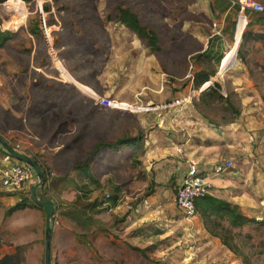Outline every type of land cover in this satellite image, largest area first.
<instances>
[{
    "label": "rangeland",
    "instance_id": "374dc122",
    "mask_svg": "<svg viewBox=\"0 0 264 264\" xmlns=\"http://www.w3.org/2000/svg\"><path fill=\"white\" fill-rule=\"evenodd\" d=\"M258 1L264 6V0ZM214 2L0 0V30L15 34L0 49L1 137L14 149L18 146V152L29 157L41 156L39 159L44 162L45 155L35 153L30 141L18 138L19 132L13 128L18 123L13 112L19 114L20 124L26 112V123L31 125L32 121L42 120L36 119L39 114L32 107H52L49 96L55 98V103L68 101L77 105L75 92L58 83L73 82L69 74L84 81L100 96L111 86L115 88L112 99L129 103L118 102L121 109L148 112L147 125L154 124L158 115L165 127L175 118L176 122L187 121L192 140L187 149L196 157L207 158L204 162L217 158L209 165L232 162V168L218 177L231 184L228 181L229 185L220 190L227 191L233 202L237 200L244 216L264 221V22L253 24L260 15L249 12L246 15L231 12L227 19L214 9ZM115 6L134 11L145 26L157 33L159 53L148 52L125 27L108 20ZM40 7L49 43L42 30L39 36L27 32L30 20L40 21ZM107 28L113 34L107 33ZM244 32L260 37L245 42L242 62L237 51ZM205 50L209 59L196 58ZM201 69L216 71L210 86L213 82L221 86L219 94L230 101L238 116L224 110V101L199 100L200 91L193 89L192 76ZM75 85L84 94L94 96L89 88ZM233 148L236 152L229 153ZM0 156L8 158L0 163V173L22 164L1 150ZM109 156L112 169L105 162L95 166L101 174L100 181L107 170L119 182H129L131 172L138 176L137 180L128 191H123L104 179L103 183L95 182L96 193L76 195L70 204L78 208L98 200L111 209L94 216L97 224L91 214V221L84 226H75L64 219L61 225L60 219L51 218V228H55L51 264H243L241 258L251 264H264V226L251 225L231 232L229 242L236 255L223 246L220 249L219 240H209L197 215L187 218L176 207L172 187L168 190L160 186L154 189L153 196L142 198L151 186V175L148 169H142L129 148L110 152ZM23 191L27 195V189ZM23 191L6 190L0 179L1 194L21 197ZM113 197L117 198L115 204L111 201ZM1 218L2 213L0 257L20 247L21 264H44V215L40 212L38 227L34 228L31 220L29 227L21 230L10 229L8 220L4 222ZM27 221L23 219L24 224ZM141 222L144 225L138 228ZM133 248L145 250L147 258Z\"/></svg>",
    "mask_w": 264,
    "mask_h": 264
},
{
    "label": "crops",
    "instance_id": "0c3cea01",
    "mask_svg": "<svg viewBox=\"0 0 264 264\" xmlns=\"http://www.w3.org/2000/svg\"><path fill=\"white\" fill-rule=\"evenodd\" d=\"M249 13L253 14L252 12ZM224 15L226 16V13H224ZM252 23L256 24L255 22ZM121 27L124 28L123 26ZM106 31L107 33H112L108 28ZM99 32L100 31H98V33ZM69 76L72 78L73 82H65L63 80L58 83L62 84L65 90L67 88L75 92L74 94L78 100L77 105L68 101H65L62 104L55 103L53 100L55 98L49 96V103L52 107L50 106L45 109H42L41 107H32L38 111L39 116H37L36 119H42L41 121H32V124L28 125L26 123L28 118L25 112V118L23 117L24 119L20 124L18 120V118L20 119L19 114L13 112L12 115L13 118L17 120L16 122H18L13 128L18 130V138L20 141H30L35 146V148L30 146L35 150V153L45 155L44 162L48 168L50 180L45 189H37V197L41 201L44 197L50 198L48 201H51L54 207L52 219L58 218L60 219V222L64 219L75 226H84L88 220L82 224L83 219L90 218V214L91 217H94L99 213L108 211L107 209L110 211V208L103 207L102 205L101 207L95 209L96 211H99L98 213H96V211L90 212L89 210L81 211V208H78L76 205H71L70 203L77 198L76 195H81L82 192L86 193L91 191L96 193L94 184L96 181H100L99 179L101 174L97 172L95 166H101V164L105 162V166H107V168L110 166L112 169L109 155L110 152H117L103 151L95 157H89L95 147L100 143L112 144L125 137L133 138L137 136L143 138V148L139 151L130 150L132 151L133 157H136V160L141 164L142 169L146 171L148 169V175H151L150 187H153L154 191L151 196L155 194L154 189L160 188V186L161 188H166L168 190L178 188L181 179L187 172L188 166L191 162H195L198 164L199 170L207 176V182L210 186L209 195L218 199L226 200L227 202L237 206L236 199L233 202L227 191L220 190V188L227 187L230 181H222L218 179V177L212 176L209 172V169L214 165V163L210 165L208 163L211 161L216 162L217 158L215 160H211L210 162H204L207 158L202 155L196 157L191 150L187 149L188 145L192 143L191 134L188 132V127L186 126L187 121H185L186 123L182 120L176 122L175 118L173 122L169 124V127H165L163 119H161L158 115L154 117V124L147 125V111H118L99 106L93 99L95 98L94 96H97V93L89 86L85 85L84 81H79L73 77V75L69 74ZM240 81L242 80L240 79ZM75 83L89 88L91 92H93L94 96L84 94L75 85ZM105 87L106 86H104L103 89H105ZM102 94L103 95H101V97L111 98V96L115 94V88L110 86V88L107 89V91L105 90ZM120 102L126 101L123 100ZM188 108L185 109L182 114H185L188 111ZM71 115L74 117L71 118ZM61 131L65 132L61 133ZM66 139H68V141ZM211 149H215V147ZM234 149L236 148L230 150L229 153L232 152L234 154L236 152ZM88 158L89 169L86 173H83L82 170L74 169L77 165L85 162ZM6 160H8L7 156H0V163H4ZM129 171L131 172L132 170ZM104 173L105 175L100 183H103L104 179H107L106 181H111V183L119 185L123 191L125 189L128 191L130 186L134 185L133 181H136L138 178V176L134 175L135 173L131 172V174H129L131 176H128L130 178L129 182H119L117 181L115 174L112 172H108L107 170ZM35 178L36 175H34L29 183L27 195L24 191V196L21 197H17L15 195L7 196L6 194L3 195L0 192L1 219L4 222L8 220L10 229L15 228L17 230H21L29 227L31 220L34 221V228L39 225L41 211L35 206L21 211H16L9 216L6 215L9 208L19 203L22 199L29 197L28 194L30 192V188L36 183V180H34ZM154 184H156V186ZM157 185L159 187H157ZM28 202L31 203L30 200H28ZM196 217H199V215ZM24 218L28 219L25 224L23 223ZM93 219L95 220V224H97L98 222L96 217ZM89 221H91V219ZM61 225H63V221L61 222ZM138 225V228H140L144 225V223L141 222ZM80 226L78 227L80 228ZM51 230H53V239L55 228L52 227ZM80 230H82V228H80ZM83 232L84 231H82V233ZM84 234L86 235V232ZM208 238L209 240L212 239L213 241H218L209 235ZM217 243L220 247V242L218 241ZM221 248L222 246L220 249ZM14 252H10L5 255L13 254Z\"/></svg>",
    "mask_w": 264,
    "mask_h": 264
},
{
    "label": "trees",
    "instance_id": "16d2710c",
    "mask_svg": "<svg viewBox=\"0 0 264 264\" xmlns=\"http://www.w3.org/2000/svg\"><path fill=\"white\" fill-rule=\"evenodd\" d=\"M213 4V7L215 10H219L220 14L226 13L227 19L231 12H234L236 14H239L240 12V6L238 4V0H217ZM44 11H48V8H44ZM251 12L248 10H245L246 13ZM253 13V12H252ZM255 14V13H253ZM217 14L216 16H218ZM260 15L255 23H261L264 22V14H257ZM108 20L110 22H113L115 24L121 25L125 27L131 34L136 36V38L140 41V43L144 46V48L152 53H159L161 51L160 46V40L156 32L149 29L147 26H145L137 13L130 10L129 8H124L122 6H115L113 8V11L111 15H109ZM251 24V23H250ZM248 25V24H247ZM233 26V33L236 27L235 22L232 24ZM27 32L28 34L32 36H39L42 34V31L40 29V21L37 18H34L33 20H30L29 25L27 26ZM14 33L9 31H1L0 30V49L3 48L9 41H11L14 38ZM260 36H254V34H250L249 32H244L241 37V43L238 48V57L243 62L244 56L242 54L243 46L245 42L248 40V38L255 40L259 38ZM196 58H205L209 59V55L207 50H205L203 53L197 54ZM216 75V71H206L204 69L199 70L192 76V87L194 90L200 91L202 86L210 82L211 78ZM221 86L213 82L212 86H210L207 90H204L200 92L199 100L202 102H206V99L215 100V101H224L226 103V108L224 110L227 112L228 109L231 110L233 114H237V111L234 109L230 101L224 97L223 95L219 94ZM223 110V112H224ZM143 138L142 137H125L121 140H117L114 143H100L98 144L95 149L90 153L89 157H95L99 155L103 151H113L118 152L123 148H129L132 151H139L143 148ZM1 148V147H0ZM2 153H5L6 155L10 156L8 153H6L1 148ZM11 157V156H10ZM41 157V156H39ZM38 156H30V158L35 162V164L40 168V170L43 173L45 184L40 189H45L46 186L49 183V171L46 166V164L39 159ZM89 158L77 165L74 169L75 170H82L83 173H86L89 169L88 165ZM21 163V162H20ZM23 164V163H22ZM26 166V165H25ZM29 168V167H28ZM83 189V188H81ZM116 189V188H115ZM118 189V188H117ZM178 188H174L173 191L176 195ZM154 193L152 187L146 188L145 192L142 195L143 199L148 198ZM29 197L22 199L19 203L14 205L13 207L9 208L6 215H11L12 213L16 211H21L26 208L30 207H36L38 208L42 214L43 209L40 205L36 204L32 201L30 198V192ZM80 200V198L78 197ZM28 200L31 201V203L28 202ZM50 198L44 197L42 201H48ZM117 198H112V203L115 204ZM102 205V202H98V200H95L93 202H90L88 204H84L81 207V211L89 210L90 212L96 211L95 209L100 207ZM195 210L196 214L199 215L204 230L207 232L209 236L212 238L218 239L221 246L226 248L230 253H233L236 255L235 247H232L230 244L231 240V232L233 230H241L244 227L251 226V225H260L264 226V221H258L254 218H248L244 216L238 206L233 205L226 200L215 198L214 196L207 195L206 197L202 199H197L195 201ZM99 211H96L98 213ZM45 218V216H44ZM91 218H84L82 224L89 221ZM227 224L225 226L224 224ZM53 236V230H51V241ZM20 247H17L15 249V252L13 254L4 255L0 257V264H21V253H20ZM136 251H138L145 259L147 258L146 251L139 249V248H133ZM243 264H251L244 258H241ZM50 262H51V256H50Z\"/></svg>",
    "mask_w": 264,
    "mask_h": 264
},
{
    "label": "built area",
    "instance_id": "2783aa9c",
    "mask_svg": "<svg viewBox=\"0 0 264 264\" xmlns=\"http://www.w3.org/2000/svg\"><path fill=\"white\" fill-rule=\"evenodd\" d=\"M238 4L240 6L241 14H245V10L251 11L255 14H264V6L258 0H238ZM240 16L238 17V20ZM93 99L97 105L104 108L135 112L134 108L121 109L118 106V102L120 101L109 97H101L97 95ZM17 149H19L18 146H16L15 150L17 151ZM231 168L232 162L225 161L223 163L214 164L209 169V172L212 176L219 177L228 172ZM0 175L2 186L6 190L17 192L23 191L25 188L29 190V183L35 174L30 168H28L27 165L25 166L24 164H21L8 167L5 171L1 172ZM209 189L210 186L207 182V176L199 170L197 163L191 162L188 166L187 172L181 179L178 186L177 193L175 195L176 207L181 210L187 218L195 217L197 215L195 210V201L209 195ZM106 197L108 198L109 196L107 195Z\"/></svg>",
    "mask_w": 264,
    "mask_h": 264
},
{
    "label": "water",
    "instance_id": "95a60500",
    "mask_svg": "<svg viewBox=\"0 0 264 264\" xmlns=\"http://www.w3.org/2000/svg\"><path fill=\"white\" fill-rule=\"evenodd\" d=\"M40 25L41 30L44 32L46 36V24L44 21V16L42 13V9L40 7ZM47 41L49 43L48 37L46 36ZM240 43V42H239ZM220 66L223 63V60L220 61ZM209 83V82H208ZM211 83H209L205 88H201L200 92L207 90L210 87ZM0 147L8 153L14 160L27 165L36 175L37 181L30 188V197L31 199L38 205H40L43 209L44 213V264H51L50 262V249H51V218L53 216L54 207L51 201H41L37 197V189L44 186V176L40 168L35 164V162L29 157L20 152H17L6 140H4L0 136Z\"/></svg>",
    "mask_w": 264,
    "mask_h": 264
},
{
    "label": "bare ground",
    "instance_id": "6f19581e",
    "mask_svg": "<svg viewBox=\"0 0 264 264\" xmlns=\"http://www.w3.org/2000/svg\"><path fill=\"white\" fill-rule=\"evenodd\" d=\"M47 34V33H46ZM49 34V33H48Z\"/></svg>",
    "mask_w": 264,
    "mask_h": 264
}]
</instances>
